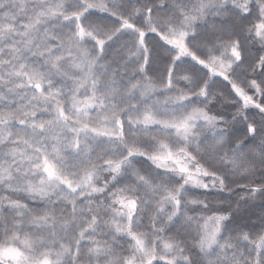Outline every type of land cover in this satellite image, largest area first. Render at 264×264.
<instances>
[{"label": "snow or ice", "instance_id": "1", "mask_svg": "<svg viewBox=\"0 0 264 264\" xmlns=\"http://www.w3.org/2000/svg\"><path fill=\"white\" fill-rule=\"evenodd\" d=\"M0 264H264V0H0Z\"/></svg>", "mask_w": 264, "mask_h": 264}]
</instances>
